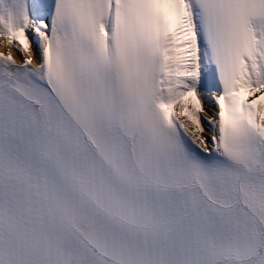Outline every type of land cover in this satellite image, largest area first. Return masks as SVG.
I'll use <instances>...</instances> for the list:
<instances>
[{
	"label": "snow or ice",
	"instance_id": "snow-or-ice-1",
	"mask_svg": "<svg viewBox=\"0 0 264 264\" xmlns=\"http://www.w3.org/2000/svg\"><path fill=\"white\" fill-rule=\"evenodd\" d=\"M0 264H264V0H0Z\"/></svg>",
	"mask_w": 264,
	"mask_h": 264
}]
</instances>
